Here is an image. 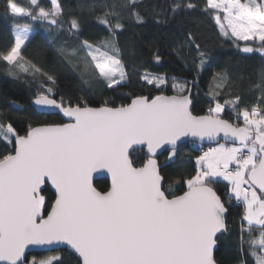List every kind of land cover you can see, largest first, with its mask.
Wrapping results in <instances>:
<instances>
[{
  "label": "snow or ice",
  "instance_id": "snow-or-ice-1",
  "mask_svg": "<svg viewBox=\"0 0 264 264\" xmlns=\"http://www.w3.org/2000/svg\"><path fill=\"white\" fill-rule=\"evenodd\" d=\"M6 5L15 25L14 46L0 54V59L24 67L17 62L30 33L21 19L43 20L63 28L59 19L63 9L58 0H50L47 9L39 0H30L27 8L16 0H6ZM128 7L134 8L135 0ZM82 8L96 14L90 6ZM117 8L105 4L97 15L109 33L100 45L83 40L78 46L58 49L69 62L82 59L85 72L94 64L98 73L94 71L92 76L109 89L121 86L127 75L112 39L122 27ZM206 8L226 13L231 34L237 40H259L255 50L264 51V3L207 0ZM136 18L142 20L139 14ZM215 19L227 35L221 17L217 14ZM80 30L79 18L73 17L69 34L79 37ZM186 42L194 44L190 34ZM195 47L199 49V45ZM242 51L254 49L246 46ZM204 64L201 59L198 66ZM33 69L42 71L36 66ZM141 79L160 88L161 94L137 95L119 107L109 106L108 101L99 107L87 101L66 106L63 98L58 101L49 89L35 104L59 110L67 122L30 125L25 135H19L11 123H0V142L6 148L11 145V150L0 156V264H24L29 245L53 244L67 245L79 257V264H216L213 250L228 231V207L213 188L218 178L227 181L232 194L229 199L243 202V220L251 238L247 251L255 264H264V96L259 107L240 109L236 97L224 104L217 101L209 115L197 116L190 110V91L175 79L171 87L176 94L171 96L163 94L166 78L145 74ZM225 104L232 105L243 126L221 118ZM220 133L231 139L233 146L219 144L203 152L182 195L162 190L157 149L170 146L171 159L181 137L215 140ZM137 145L145 146L149 154L141 166H136L130 152ZM100 170L111 176L107 191L93 186V173ZM50 188L54 189V202L46 195ZM243 231L242 227V250ZM54 259L59 258L49 257L40 264H52Z\"/></svg>",
  "mask_w": 264,
  "mask_h": 264
},
{
  "label": "trees",
  "instance_id": "trees-1",
  "mask_svg": "<svg viewBox=\"0 0 264 264\" xmlns=\"http://www.w3.org/2000/svg\"><path fill=\"white\" fill-rule=\"evenodd\" d=\"M16 2L26 8L30 5L29 0ZM58 2L63 9V16L59 17L64 22L63 28L49 25L46 21L21 19V24L27 23L32 31L30 40L21 48L22 59L17 62L24 67L8 65L0 59V123H11L19 135H25L30 125L62 123L58 115H42L30 106L33 99L48 93L49 89L58 101L63 98L66 106L87 101L90 106L99 107L108 101L109 106L119 107L130 103L137 95L151 97L161 94L160 88L141 79L145 74L186 84L191 92V111L197 116L209 115L210 107H215L217 101L224 104L236 97H239L240 109L260 106V99L264 96V55L242 52L243 43L224 36L212 9L206 8L207 0H135L134 8L128 7L133 0ZM39 3L46 9L51 6L49 0H39ZM188 3L195 7L187 8ZM105 4L118 6L122 24L112 39L127 75L121 86L115 89L105 87L92 76L94 71L98 73L94 64L85 72L82 59L74 58L69 62L58 54V49L63 46H78L83 40L95 46L108 38V30L97 20ZM82 5L92 7L96 14H90ZM6 6V0H0V54L14 46L15 25L11 13L5 11ZM136 14L142 17L141 21L137 20ZM73 17L79 18L81 24L79 37H73L68 32ZM189 34L194 41L192 46L186 42ZM195 45H199V49ZM83 55L80 53L81 57ZM201 59L205 61L202 67L198 66ZM33 66L42 71L35 72ZM21 68L27 70L23 72ZM218 74L223 76L222 80ZM49 76L53 79L49 80ZM163 94H172L169 86ZM220 116L234 125L239 123L243 126L241 120L237 121L231 104H225V111ZM204 147L189 142L176 148V155L171 159L170 150L157 158L166 193L181 195L187 190L185 181L195 175L196 161ZM10 150L11 145L6 148L0 142V156ZM131 153L136 166H141L148 157L144 149ZM94 185L99 191L108 189L106 180L96 181ZM213 188L228 207L225 217L228 231L218 240L213 254L216 264H255V259L247 251V241L251 238L248 237L247 222L243 220V204H236L234 197L229 199L232 194L227 181L217 179ZM46 195L54 200L51 191ZM242 227L245 238L243 250ZM50 254L59 255V259L52 264H79L65 250L31 254L25 263L30 262V258L38 260Z\"/></svg>",
  "mask_w": 264,
  "mask_h": 264
},
{
  "label": "water",
  "instance_id": "water-1",
  "mask_svg": "<svg viewBox=\"0 0 264 264\" xmlns=\"http://www.w3.org/2000/svg\"><path fill=\"white\" fill-rule=\"evenodd\" d=\"M171 95H175V94H170L169 96ZM190 98H191V92H190ZM36 99V98H35ZM35 99H33L31 102H30V106L34 109L35 112L39 113V114H42V115H58L62 122H67V118L66 117H63L62 113L59 112V110H51V109H45L43 108L42 106H39V105H36L35 104ZM131 102V101H130ZM191 107H192V104L190 105V110H191ZM194 115V114H193ZM198 116H205V115H198ZM231 123V122H230ZM40 126H43V125H40ZM189 142H193V143H197L199 145H202V146H205V145H218L220 143H224V144H230V145H233V142L231 139H225L224 136H223V133H220L219 136H217L215 138V140H210L208 139L207 137H205L204 139H201L199 137H192V136H185V137H181L178 141H177V144H176V148H178L179 146L183 145V144H186V143H189ZM238 146V143L237 145ZM135 150H141V149H144L147 156L149 155L148 152H147V148L145 146H133ZM166 150H170V146L168 145H164L163 147H161L160 149H157V152H156V156H155V159L157 160V158L163 153L165 152ZM130 152H132V150H130ZM157 163H158V160H157ZM158 166H159V163H158ZM159 171H160V168H159ZM162 177V176H161ZM99 180H106L108 182V189H110L111 187V176L109 173H107L106 170H100V171H97V172H94L93 173V176H92V183H93V186L95 187V182L96 181H99ZM163 185H164V180L162 178V190H163ZM50 187V186H49ZM107 189V190H108ZM98 190V189H97ZM106 190V191H107ZM50 191L53 193L54 195V189H51L50 188ZM99 191V190H98ZM182 195V194H181ZM54 202V200H53ZM227 214V213H226ZM226 217V216H225ZM216 249V246L213 250V254H214V251ZM61 250H65L67 252H69L71 255H73L78 261H79V257L76 256L71 250L70 248L67 246V245H56V244H53V245H29L26 249H25V254H24V263L27 259V257L31 254H38V253H52V252H57V251H61Z\"/></svg>",
  "mask_w": 264,
  "mask_h": 264
},
{
  "label": "rangeland",
  "instance_id": "rangeland-1",
  "mask_svg": "<svg viewBox=\"0 0 264 264\" xmlns=\"http://www.w3.org/2000/svg\"><path fill=\"white\" fill-rule=\"evenodd\" d=\"M30 1V0H29ZM50 1V0H49ZM241 2L242 3H249L250 2V0H241ZM259 2H261V3H264V0H259ZM212 11H213V14H214V19H215V16L218 14L220 17H221V21H222V23L224 24V29L227 31V35H225L224 34V31L223 30H221V28H220V26H219V28H220V30H221V33L224 35V36H226V37H229V38H232V39H234L235 41H239V42H241V43H243L244 45L242 46V48H241V50L244 48V47H246V46H249V47H253V49H254V51L253 52H256V53H259V54H261V55H264V51H256L255 49H257V48H259V46H260V41L259 40H249V41H244V40H237L236 39V37L235 36H233L232 34H231V29L228 27V23H227V20H225L224 19V17H225V15H226V13H224V12H218L217 10H214V9H212ZM29 19V18H28ZM29 21H31V22H45V21H43V20H36V21H33V20H31V19H29ZM215 21H216V19H215ZM47 22V21H46ZM217 23V22H216ZM14 30V29H13ZM29 33H30V35H31V33H32V31L29 29ZM243 52V51H242ZM253 52H250V53H253ZM246 53V52H245ZM95 66V65H94ZM22 69V71L24 72L25 71V69H23V68H21ZM124 70V69H123ZM98 71V70H97ZM117 75H119V74H117ZM172 81L173 80H169L168 81V86L170 87V91L172 92V94H176L174 91H173V89H172V87H171V83H172ZM123 82V81H122ZM121 82V83H122ZM177 82V81H176ZM178 84H180V85H182V86H184V87H186L187 88V86H186V84H184V83H181V82H177ZM222 114V113H221ZM220 114V115H221ZM213 115H215L214 113H213ZM241 121H242V119H241ZM243 122V121H242ZM220 144H224V143H220ZM219 145V144H218ZM218 145H215V146H213V147H217ZM225 146H226V144H224ZM228 146H233V145H228ZM247 187V186H246ZM241 202V201H240ZM242 203V202H241ZM243 204V203H242ZM244 206V205H243ZM49 257H58L59 258V255L58 254H50V255H46V256H44V257H42V258H40V259H38V260H33L32 258H30V262H28V263H24V264H40V261H42V260H46V259H48ZM254 258V257H253ZM55 260H57V259H54L52 262H54Z\"/></svg>",
  "mask_w": 264,
  "mask_h": 264
},
{
  "label": "built area",
  "instance_id": "built-area-1",
  "mask_svg": "<svg viewBox=\"0 0 264 264\" xmlns=\"http://www.w3.org/2000/svg\"><path fill=\"white\" fill-rule=\"evenodd\" d=\"M226 146H228V145H226ZM210 148H213V146L208 145V146L202 148L200 151V154L202 155L203 152L208 151ZM236 204H240V201H236Z\"/></svg>",
  "mask_w": 264,
  "mask_h": 264
},
{
  "label": "crops",
  "instance_id": "crops-1",
  "mask_svg": "<svg viewBox=\"0 0 264 264\" xmlns=\"http://www.w3.org/2000/svg\"><path fill=\"white\" fill-rule=\"evenodd\" d=\"M218 146H219V145H218ZM218 146H217V147H218ZM218 179H219V178H218ZM220 180H222V179H220ZM241 202H242V201H241ZM242 203H243V202H242ZM243 205H244V204H243ZM244 210H245V207H244Z\"/></svg>",
  "mask_w": 264,
  "mask_h": 264
}]
</instances>
